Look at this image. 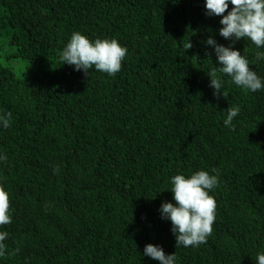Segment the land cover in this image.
Wrapping results in <instances>:
<instances>
[{"label": "trees", "instance_id": "1", "mask_svg": "<svg viewBox=\"0 0 264 264\" xmlns=\"http://www.w3.org/2000/svg\"><path fill=\"white\" fill-rule=\"evenodd\" d=\"M205 13V0H0V115L12 113L0 125L12 218L0 226L9 234L0 264H159L147 244L176 264H257L264 89L218 72L214 95L207 74L221 65L206 41L239 51L262 80L264 47L225 40L222 17ZM73 32L116 39L127 49L121 70L62 64ZM232 106L235 130L224 124ZM200 170L218 173L213 231L199 246H175L159 210L175 203L173 176Z\"/></svg>", "mask_w": 264, "mask_h": 264}, {"label": "clouds", "instance_id": "2", "mask_svg": "<svg viewBox=\"0 0 264 264\" xmlns=\"http://www.w3.org/2000/svg\"><path fill=\"white\" fill-rule=\"evenodd\" d=\"M229 3L232 6L230 11ZM205 9L207 16L222 17L219 21L222 25L219 35L225 40L238 41L246 37L257 48L264 47V0H205ZM225 12L227 15H224ZM206 44L213 47L217 63L221 65L213 67L207 74L214 95L221 96L222 80L217 76L218 72L226 74L235 85L252 93L264 89V80L250 68L249 61L239 51L233 50L231 46L219 45L212 38H208ZM184 48L185 51L192 48L189 39ZM126 54L127 49L116 39H96L93 42L81 33L73 32L60 53V59L62 64L74 66L76 71L86 74L94 66L97 71L111 76L121 70V62ZM261 58H264V52H257L256 59ZM227 95V91L223 92L224 97ZM239 113V106L227 108L225 126L235 130L232 121ZM11 118V112L0 115V125L5 129L10 127ZM6 160V155L0 156V161ZM212 172L216 173L217 170L212 169ZM218 183V173L210 175L204 170L197 171L187 178L183 174L172 177L171 193L175 203L164 202L159 211L161 219L171 222V231L176 239L175 246L195 247L206 243L216 218V201L209 192L217 187ZM9 209V194L0 185V226L11 224ZM8 235V232L0 231V257L6 254L7 246L4 241ZM18 251L17 248L7 254L15 255ZM144 255L159 261V264H176L177 260L175 253L166 255L161 246L152 244L145 245ZM257 264H264V254H257Z\"/></svg>", "mask_w": 264, "mask_h": 264}]
</instances>
